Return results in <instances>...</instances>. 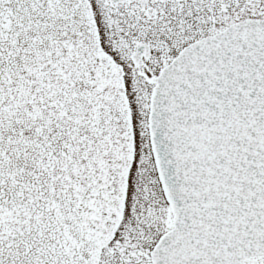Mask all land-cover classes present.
Returning a JSON list of instances; mask_svg holds the SVG:
<instances>
[{
    "label": "snow or ice",
    "instance_id": "obj_1",
    "mask_svg": "<svg viewBox=\"0 0 264 264\" xmlns=\"http://www.w3.org/2000/svg\"><path fill=\"white\" fill-rule=\"evenodd\" d=\"M0 264H264V0H0Z\"/></svg>",
    "mask_w": 264,
    "mask_h": 264
}]
</instances>
